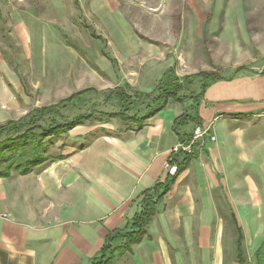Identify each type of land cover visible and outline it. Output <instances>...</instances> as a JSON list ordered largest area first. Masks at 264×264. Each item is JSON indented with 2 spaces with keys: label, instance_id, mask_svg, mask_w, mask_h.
I'll return each mask as SVG.
<instances>
[{
  "label": "crops",
  "instance_id": "crops-1",
  "mask_svg": "<svg viewBox=\"0 0 264 264\" xmlns=\"http://www.w3.org/2000/svg\"><path fill=\"white\" fill-rule=\"evenodd\" d=\"M44 2L5 5L25 10L7 21L27 62L37 63L31 67L37 73H29L32 86L45 84L51 76L42 64L63 50L52 40L55 31L39 21L36 6ZM110 8L109 0L91 2L96 13ZM69 56L53 60L78 64ZM0 69V102L16 108L9 87L20 93L24 71L5 63ZM205 92L196 113L209 132L192 155L175 157L176 177L168 176L165 163L180 143L175 122L186 105L174 101L132 128L86 120L69 132L74 146L60 158L0 177V264H91L107 237L132 231L147 206L154 210L150 223L127 249H119L124 239L112 244L108 264H259L261 251L264 263V74L242 73Z\"/></svg>",
  "mask_w": 264,
  "mask_h": 264
},
{
  "label": "rangeland",
  "instance_id": "rangeland-1",
  "mask_svg": "<svg viewBox=\"0 0 264 264\" xmlns=\"http://www.w3.org/2000/svg\"><path fill=\"white\" fill-rule=\"evenodd\" d=\"M45 1L36 6L42 16L39 21L48 31H55L52 40L60 44L59 52L63 50L50 54L42 64L51 76L43 80L45 84L32 86L29 73H37L31 69L37 63L27 62L7 21L8 16L23 15L25 10L11 9L5 6L9 1L0 0V66H17L25 74L17 86L20 93L9 87L17 97L16 108L0 102V124L10 119L18 122L37 109L58 106L71 95L93 89L76 108L63 109L60 115L48 113L37 125L48 127L89 115V125L94 127L132 128L138 123L130 117H140L148 106L158 104L155 101L163 93L158 90L160 76L170 69L182 85L178 96L187 109H193L197 99L200 105L206 93L203 87L211 81L242 73L264 74V0H109L114 12L110 8L106 13L94 12L92 0ZM118 33L128 35L119 38ZM68 55L77 57L78 64L53 60ZM117 87L136 100L129 110L115 97L107 100ZM145 92L148 97L138 98ZM121 111L125 120L105 116ZM196 114L193 109L192 115ZM8 134L14 136L9 132L1 140ZM56 135L46 140V163L74 146L70 133ZM255 255L264 264L263 251Z\"/></svg>",
  "mask_w": 264,
  "mask_h": 264
},
{
  "label": "trees",
  "instance_id": "trees-1",
  "mask_svg": "<svg viewBox=\"0 0 264 264\" xmlns=\"http://www.w3.org/2000/svg\"><path fill=\"white\" fill-rule=\"evenodd\" d=\"M206 76L209 77V75ZM170 79H174L175 81H170ZM218 81L221 80L211 81L205 85L203 87V93ZM181 86L179 79L175 76L173 71L167 72L158 86V90L163 93L159 99L155 101V104L158 103L156 104L157 106L154 105V107H149L150 111L145 116H134L130 118L132 120L135 119L138 124H143L146 120L165 108L170 100L185 104V100L182 99L181 96H178ZM91 91L93 92V89H88L79 94L72 95L68 99L57 104L58 106L55 105L53 107L37 109L18 122L11 121L6 125L0 126V177L8 176L12 173L28 174L34 169L47 164V160L45 159V155L48 151L46 140H52L56 134L69 133L75 127L89 120L91 116H77L65 123H57L55 125H49L48 127L37 125V121L48 113L60 115L63 109L76 108L84 96ZM137 96L138 98L144 97V95L141 94ZM112 97H115L124 107L126 106V110L134 106L133 104L136 101L122 87H117L116 90L107 97V100H111ZM199 101L197 99L195 102V107L193 108L195 112L198 111ZM193 109H187L186 107L185 113L175 122V132L180 142H188L192 138L193 130H187V127L191 125H201L200 117L197 114L192 115ZM105 116H107L109 120L126 119L125 113L122 111L119 113L107 114ZM9 132L14 133V136L8 134L7 138L1 140L2 135ZM2 167H5V169H2ZM153 215L154 210L147 206L145 211L133 220L132 231H117L109 235L103 249V254L99 258H95L91 264H108L110 259L107 260L106 255L114 252L112 244L119 239L126 240V245L119 249H127L128 245L133 241L134 234L143 232L148 223H150Z\"/></svg>",
  "mask_w": 264,
  "mask_h": 264
},
{
  "label": "built area",
  "instance_id": "built-area-1",
  "mask_svg": "<svg viewBox=\"0 0 264 264\" xmlns=\"http://www.w3.org/2000/svg\"><path fill=\"white\" fill-rule=\"evenodd\" d=\"M2 1L21 3L24 2L25 0H2ZM209 129L210 127H203L201 125L195 127L190 141L177 143L170 150L169 157L165 163V168L169 177H176L179 175L180 172V168L178 164L175 162V157L180 154L192 155L195 144L208 134ZM212 139L216 140L215 137H213Z\"/></svg>",
  "mask_w": 264,
  "mask_h": 264
}]
</instances>
